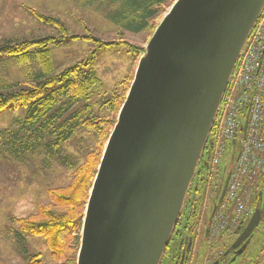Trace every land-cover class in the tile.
<instances>
[{"label":"water","instance_id":"95a60500","mask_svg":"<svg viewBox=\"0 0 264 264\" xmlns=\"http://www.w3.org/2000/svg\"><path fill=\"white\" fill-rule=\"evenodd\" d=\"M263 10L264 0H176L164 15L104 145L76 264H160ZM263 216L259 204L243 236Z\"/></svg>","mask_w":264,"mask_h":264},{"label":"rangeland","instance_id":"374dc122","mask_svg":"<svg viewBox=\"0 0 264 264\" xmlns=\"http://www.w3.org/2000/svg\"><path fill=\"white\" fill-rule=\"evenodd\" d=\"M175 1L168 0L161 6H154L156 14L153 18L145 20L147 25L144 29L135 32L128 28V22H132L133 16L135 17V14L129 16L131 10L128 14L129 20L107 19L115 17L110 14L112 11L117 14L128 9L125 0H0V46L5 41L27 42L45 38L63 40L60 44L49 45L47 49L54 73H61L77 63L84 62L87 63L83 66L85 72L92 70L100 81L89 98L78 101L65 116L67 118L70 114H80L70 139L51 157L42 152V148H38L33 154L25 152L26 156L10 157L8 151L11 150L4 145L8 133L1 134L0 264H28L36 258H39L41 264H55L42 238L24 236L25 243L21 246L16 239L19 229L16 220L36 215L39 207L49 204L48 191L67 187L71 183L73 171L84 162L96 144L94 132L82 126L81 122L85 119L112 118L105 103L114 93L121 91L123 83L125 86L127 80H130L131 84L139 59L134 56L133 48L143 50ZM34 15L60 21L67 39L60 38L61 33L54 28L40 24ZM108 44L112 46H105ZM32 50L35 51L36 48ZM39 71L35 62L20 64L15 58L0 57V87L22 83L27 76ZM24 116V110L15 114L1 113L0 131L12 132L15 129L13 126H17L16 120H22ZM73 116L76 119L75 114ZM220 181L219 177L215 186L217 192L205 196V204L209 207L212 206L215 193L218 194ZM207 184L211 185L209 180ZM209 215L210 213L208 217ZM80 235L81 231L78 236L74 234L73 237L78 238V242L76 245L75 242L70 244L71 250L76 252V258ZM255 241L249 253L254 259L252 264H261L264 262V234ZM208 242V251L200 253L199 260L195 263L208 264L221 251L213 239Z\"/></svg>","mask_w":264,"mask_h":264},{"label":"trees","instance_id":"16d2710c","mask_svg":"<svg viewBox=\"0 0 264 264\" xmlns=\"http://www.w3.org/2000/svg\"><path fill=\"white\" fill-rule=\"evenodd\" d=\"M164 0H129L127 10L120 13V20H129L128 25L132 31L139 32L147 25L145 20L156 14L154 6ZM153 6L154 10L150 7ZM130 15L129 14V11ZM38 22L45 27L54 28L60 32L62 39L66 31L60 21L53 18L34 15ZM63 40L45 38L34 41H5L0 46V57H12L20 64L35 62L40 71L29 75L22 83H14L0 87V114L9 112L15 114L24 110L22 120H16L15 129L6 132L5 146L10 157L16 158L28 153H34L42 148L47 156L57 153L61 145L67 142L73 134L74 125L79 120L80 114L65 116L74 105L83 99H88L92 90L99 86V80L92 70L85 72L83 66L87 63H77L61 73L55 74L48 46L62 43ZM96 43V42H95ZM97 43H99L97 41ZM105 46H112L108 44ZM36 50H32L35 49ZM134 50V56L140 57L142 50ZM130 80L123 83L121 91L105 103L110 110L111 119H85L81 125L91 129L96 136L95 147L87 154L84 162L75 168L72 173L71 183L64 188L48 191L49 204L38 208L36 215L27 219L16 220L18 232L16 239L24 245V236L42 238L55 264H76V252L71 250L70 244L78 242L82 228L84 208L86 206L90 189L95 178L97 168L102 156L104 145L114 126L118 111L125 100ZM67 101V103H65ZM212 136V135H211ZM4 146V147H5ZM26 152V154H25ZM261 191L253 199V206L261 202L264 204V180ZM28 264H41L39 258L32 259Z\"/></svg>","mask_w":264,"mask_h":264},{"label":"built area","instance_id":"2783aa9c","mask_svg":"<svg viewBox=\"0 0 264 264\" xmlns=\"http://www.w3.org/2000/svg\"><path fill=\"white\" fill-rule=\"evenodd\" d=\"M211 135L209 173L227 178L210 223L211 235L217 237L249 221L256 206H263L252 207L264 180V10L232 74Z\"/></svg>","mask_w":264,"mask_h":264},{"label":"flooded vegetation","instance_id":"af4514ba","mask_svg":"<svg viewBox=\"0 0 264 264\" xmlns=\"http://www.w3.org/2000/svg\"><path fill=\"white\" fill-rule=\"evenodd\" d=\"M209 151L210 150L205 149L199 162L182 212L162 255L160 264H197L195 262L199 260L200 253L208 251V241L210 239L215 241L217 248L221 249V251L213 261L208 264L253 263L254 259L249 251L252 244H254V242L256 243V238L264 234V216L259 224L253 228L247 236H243V232L250 220L220 236H211V217L216 211L222 194L225 193L227 178H225L226 176L223 178V175L220 176L217 174L213 176L209 173ZM219 177L221 181L218 194L215 193L212 198V206L209 207L205 204L207 200L205 196L207 194H212V192H217L215 186H217ZM208 180L211 185L207 184ZM204 212L206 213L205 215L203 214ZM208 213H210L209 217ZM225 235L228 237H225ZM218 246H220V248ZM261 264H264V262Z\"/></svg>","mask_w":264,"mask_h":264},{"label":"crops","instance_id":"0c3cea01","mask_svg":"<svg viewBox=\"0 0 264 264\" xmlns=\"http://www.w3.org/2000/svg\"><path fill=\"white\" fill-rule=\"evenodd\" d=\"M125 1H126V5H127L128 2H129V0H125ZM167 1H168V0H164V2L162 1V2H160V3L157 4V5H158V6H159V5L161 6V5L165 4ZM115 2H118V0H115ZM150 9H151V10H154V9H153V6H151ZM114 11H115V10H114ZM112 12H113V11H112ZM112 12H110V14L114 15L115 17H113V16L111 15L112 18H107V17H106V18H107L108 20H112V21L120 20V16H119V15H120V12H117V14H114V13H112ZM122 12H123V10H122ZM149 18H153V17H149ZM149 18H148V19H149ZM262 196H263V195H262ZM262 198H263V197H262ZM261 207H262V206H261Z\"/></svg>","mask_w":264,"mask_h":264}]
</instances>
